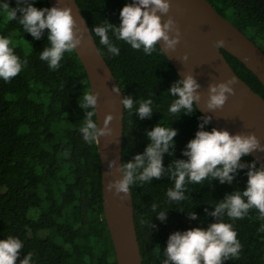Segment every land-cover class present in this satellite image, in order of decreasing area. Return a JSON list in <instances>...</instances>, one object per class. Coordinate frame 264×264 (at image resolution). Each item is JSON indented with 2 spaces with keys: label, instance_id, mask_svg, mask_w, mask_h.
I'll return each instance as SVG.
<instances>
[{
  "label": "trees",
  "instance_id": "obj_1",
  "mask_svg": "<svg viewBox=\"0 0 264 264\" xmlns=\"http://www.w3.org/2000/svg\"><path fill=\"white\" fill-rule=\"evenodd\" d=\"M76 1L123 96L136 101L132 110L124 109L122 163L143 153L150 142L146 133L157 123L177 130L174 154H164V166L175 159H187L183 150L195 137L203 116L198 109L178 118L169 112L175 97L168 89L180 77L160 46L147 55L109 32L120 49L119 55L113 56L92 31L104 20L119 26L122 7L132 0ZM208 1L264 52V0ZM4 2L0 0V4ZM7 2L17 7V0ZM32 3L49 8L46 0ZM20 15L18 12L17 20L9 21L0 14V36H11L15 53L28 61L10 81L0 79V240L11 235L23 242L17 264L28 252L32 264H116L102 208L97 146L86 143L79 131L86 115L79 99L89 91L86 72L74 51L64 54L58 69H50L39 58L49 46L48 30L35 39L24 32ZM221 51L236 74L264 98L258 78L237 58ZM146 99L153 101V113L140 119L135 111L138 102ZM204 128L211 131L213 127L208 123ZM253 160L251 155L241 158L243 163ZM247 171L238 169L232 184L218 179L188 183L187 199L179 202L168 200L167 191L174 187V180L167 173L158 180L134 183L130 190L142 264H162L171 233L207 228L215 222L208 212L226 194L247 187ZM153 203L157 212L169 210L165 221L156 217ZM191 211L197 213V219L189 218ZM223 219L233 225L242 246L238 257L224 264H264V231L260 230L264 218L258 210L250 209L242 219L231 220L227 215ZM151 222L154 227L150 228Z\"/></svg>",
  "mask_w": 264,
  "mask_h": 264
},
{
  "label": "clouds",
  "instance_id": "obj_2",
  "mask_svg": "<svg viewBox=\"0 0 264 264\" xmlns=\"http://www.w3.org/2000/svg\"><path fill=\"white\" fill-rule=\"evenodd\" d=\"M170 8V0H132L122 7L119 26L104 20L102 24L94 26L92 31L99 37L100 44L106 46L113 56L119 55L120 49L110 39L109 32L117 40L126 42L135 50L142 49L147 55L156 52L157 45H160V50L164 53L166 50L174 51L181 34L174 18L168 15ZM18 12L21 14L19 23L24 32L30 33L35 39H40L44 30H48L49 46L40 52L39 58L46 61L50 69H58L64 54L73 52L83 42L84 28L69 5L59 6L57 2L56 6L50 8H37L32 0H17L15 8L10 7L7 0L0 4V14L5 15L9 21L17 20ZM163 16H167V19H162ZM80 21L84 24L82 19ZM224 44L223 39L214 42L217 49ZM14 47L11 36H0V79L6 82L16 77L28 63L27 60L20 59ZM183 59H187V53ZM236 83L235 76L209 83L204 111L215 112L223 108L229 96L235 95ZM200 87L192 73H186L177 79L168 89L175 97L169 112L177 118L181 113H194L201 100ZM112 91L119 94L121 89L117 86ZM98 97L99 92L91 87L79 99L80 107L86 111L79 131L84 141L89 144H100L101 137L113 135L110 123L114 116L111 112L105 115L103 126H98ZM120 103L124 109L132 110L136 101L131 96H124ZM152 105L151 99L138 102L135 112L140 119L151 117ZM200 120L195 137L187 142L183 150V156L187 159H175L167 168L164 166V154H174L177 130L157 123L146 133L150 142L143 153L136 154L118 167L115 159L108 164L109 169L116 167L121 175L108 182L107 190L121 200L127 198L134 183L158 180L167 173L174 180V187L167 191L168 200L173 202L187 199L185 192L188 183L202 184L206 180L210 183L218 179L220 183L232 184L238 169H248L247 187L243 191L236 190L226 194L215 204L214 210L208 212V215L216 218L215 222L210 223L207 228L193 227L169 235L162 264H224L225 261L238 257L242 246L233 225L225 222L223 217L227 215L231 220L242 219L250 209L255 208L260 218H264V165L258 167L256 160L250 163L241 162L242 157L253 152H264V144L254 132L230 134L226 129L215 127L208 131L204 126L210 122L211 116H203ZM151 208L160 221L167 219L169 210L157 212L155 203ZM188 215L190 219H197L194 211L188 212ZM151 227H154L152 222ZM260 230L264 231V226ZM23 248V242L11 235L0 240V264H17ZM160 251L159 247L156 250L157 255ZM19 264H32V253L28 252Z\"/></svg>",
  "mask_w": 264,
  "mask_h": 264
},
{
  "label": "water",
  "instance_id": "obj_3",
  "mask_svg": "<svg viewBox=\"0 0 264 264\" xmlns=\"http://www.w3.org/2000/svg\"><path fill=\"white\" fill-rule=\"evenodd\" d=\"M49 8L69 5L76 19L84 28V39L74 50L83 66L89 90L99 92L96 119L103 126L107 113L114 116L110 127L111 137H101L96 143L100 159V179L104 219L113 245L116 264H142L139 242L134 223V205L130 190L127 198L107 190L109 181L121 173L116 167L122 163V135L124 108L113 87L119 86L109 65L102 56L95 38L76 0H46ZM171 15L180 29L181 39L174 51L166 50L165 56L178 76L192 73L200 84L201 100L197 109L202 116H211L209 124L217 129H226L230 134L254 132L264 144V98L253 90L233 70L221 49L237 58L264 86V52L237 26L223 17L208 0H170ZM83 20L84 24L80 21ZM162 19H167L163 16ZM223 39L225 44L217 49L214 42ZM160 46V45H159ZM187 53V59L183 57ZM235 76V95H230L225 105L215 112H205L209 83L227 80ZM120 88V87H119ZM259 166L264 165V152L250 154ZM115 159L116 167L109 169V161ZM123 195V194H121Z\"/></svg>",
  "mask_w": 264,
  "mask_h": 264
}]
</instances>
